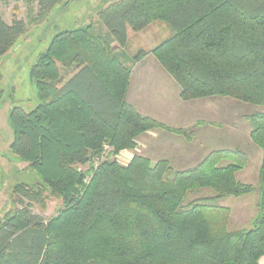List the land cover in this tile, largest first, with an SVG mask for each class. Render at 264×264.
Listing matches in <instances>:
<instances>
[{
	"label": "trees",
	"instance_id": "obj_1",
	"mask_svg": "<svg viewBox=\"0 0 264 264\" xmlns=\"http://www.w3.org/2000/svg\"><path fill=\"white\" fill-rule=\"evenodd\" d=\"M66 1L36 0L33 22ZM98 17L106 33L86 25L52 38L30 69L39 104L7 115L9 151L40 181L13 188L19 208L0 221V264H259L264 112L247 117L262 153L256 187L236 180L247 160L238 151H214L181 172L140 155L126 166L106 157L91 163L105 146L114 156L147 131L173 132L125 101L132 66L147 55L178 84L183 102L221 97L264 108V0H119ZM157 21L170 27L168 38L132 57L120 51L128 30ZM26 30L0 15V56ZM204 189L212 196L184 205ZM254 192L250 227L229 232V209L218 201ZM49 197L62 208L45 220L30 205L44 207Z\"/></svg>",
	"mask_w": 264,
	"mask_h": 264
},
{
	"label": "rangeland",
	"instance_id": "obj_2",
	"mask_svg": "<svg viewBox=\"0 0 264 264\" xmlns=\"http://www.w3.org/2000/svg\"><path fill=\"white\" fill-rule=\"evenodd\" d=\"M116 1L119 0H68L64 4L61 3L55 6L44 21L34 23L33 19L38 10L36 0H0V14L3 20L7 24H10L13 20H22L27 29L26 33L17 40L11 50L0 56V90L3 93L0 100V221L7 213H13L19 208L15 203L16 197L12 194L15 185L19 183L29 185L40 181L39 177L26 164L18 160L9 151V144L12 140L11 129L7 124L9 110L20 108L25 112H29L39 104L36 98L35 85L30 79L31 67L47 49L52 38L59 32L91 25L98 32L106 33L107 31L101 24L98 13ZM165 26L172 34L169 26L160 21L151 23L148 26L149 28L140 34L128 30L129 38L124 48L125 53L132 57L141 50L151 51L166 38ZM149 48L152 49L149 50ZM58 66L59 69H62L60 64ZM203 103H205L203 106L199 104L200 107L191 112V116L197 114L196 120L202 124L199 128L204 126L203 131H206L209 127L215 129L212 137L215 138L214 143L215 146H219L218 148L237 150L241 153L246 152L249 156L246 159H249L246 160L245 165H249L248 171L252 173L251 182H253L255 177L258 176L259 161L248 151H243L244 149L241 147L238 149V145L246 139L245 127L250 125L242 117L246 114L251 116L252 114L262 113L264 108L221 97L206 98ZM156 130L147 131L140 135L135 141L134 148L124 149L114 156L108 155L109 149L105 146L100 156L93 157L91 165L93 168L96 167L106 157L107 160L113 159L119 165L126 166L135 155H147L149 147L142 144L141 137ZM194 132L196 133L197 130H194ZM192 134L191 129L186 133V136ZM207 136L210 135L207 134ZM88 167L79 170L85 172ZM169 167L171 168L170 165ZM210 196H212V191L207 189L191 192L187 195L184 205H189L195 200ZM61 208V201L50 197L47 198L44 207L35 204L30 205L31 211L42 216L45 220L55 216Z\"/></svg>",
	"mask_w": 264,
	"mask_h": 264
},
{
	"label": "crops",
	"instance_id": "obj_3",
	"mask_svg": "<svg viewBox=\"0 0 264 264\" xmlns=\"http://www.w3.org/2000/svg\"><path fill=\"white\" fill-rule=\"evenodd\" d=\"M147 28L141 32H145ZM164 30H166L165 37L168 38L171 35L168 27L165 26ZM141 32H139V34ZM128 38L129 36L127 33V41ZM124 48L120 49V51L125 52ZM151 49L152 48H149V50ZM179 95L180 88L178 84L160 66L152 55H147L143 60L132 66L125 101L133 107L139 115L151 118L170 130H173V132L156 130L141 137L142 144L149 147L147 151L148 154L143 156L144 158L154 164L159 161H166L173 170L181 172L195 168L208 154L214 151H237L230 149L222 150V148H218L219 146H215V138L212 137L215 129L209 127L207 129L208 131H203L204 129L202 128H204V126L199 128L202 124L196 120L197 114L191 116V112L196 111L197 107L205 104L203 103L205 99L183 102ZM225 104L229 105L231 103ZM247 117H249V115L246 114L242 119L247 121ZM191 118L193 119L191 120ZM191 129L193 134L191 136H186V133ZM194 130H197L198 133H195ZM250 131L251 126L246 125V139L243 140V143L238 145V149L241 147L244 149L243 151L246 150L248 153L252 154L254 158H257L260 169L262 153L259 148L251 142L249 137ZM207 134L210 136H207ZM146 141H148L147 145ZM242 153L245 154L246 157L248 156L246 152ZM248 159L249 158H247V161ZM248 170L249 165H245V167L236 174V180L242 184L256 187L258 176L251 182L252 173ZM257 197V193L254 192L249 195L237 198L231 197L218 201L220 207L229 209L227 224L229 232L240 231L250 227L251 221L256 214ZM259 264H264V255L259 259Z\"/></svg>",
	"mask_w": 264,
	"mask_h": 264
}]
</instances>
